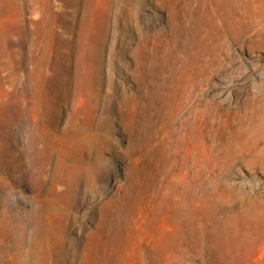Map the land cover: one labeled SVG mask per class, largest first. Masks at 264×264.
Masks as SVG:
<instances>
[{
  "label": "rangeland",
  "instance_id": "374dc122",
  "mask_svg": "<svg viewBox=\"0 0 264 264\" xmlns=\"http://www.w3.org/2000/svg\"><path fill=\"white\" fill-rule=\"evenodd\" d=\"M0 264H264V0H0Z\"/></svg>",
  "mask_w": 264,
  "mask_h": 264
}]
</instances>
